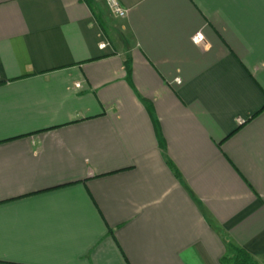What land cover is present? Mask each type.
I'll use <instances>...</instances> for the list:
<instances>
[{"label":"crops","instance_id":"0c3cea01","mask_svg":"<svg viewBox=\"0 0 264 264\" xmlns=\"http://www.w3.org/2000/svg\"><path fill=\"white\" fill-rule=\"evenodd\" d=\"M117 1L0 0V264H264V0Z\"/></svg>","mask_w":264,"mask_h":264},{"label":"built area","instance_id":"2783aa9c","mask_svg":"<svg viewBox=\"0 0 264 264\" xmlns=\"http://www.w3.org/2000/svg\"><path fill=\"white\" fill-rule=\"evenodd\" d=\"M105 4L109 8L110 12L117 18H124L127 14V10L122 8L117 0H104ZM192 41L194 44L200 45L204 43V38L201 34H196Z\"/></svg>","mask_w":264,"mask_h":264},{"label":"trees","instance_id":"16d2710c","mask_svg":"<svg viewBox=\"0 0 264 264\" xmlns=\"http://www.w3.org/2000/svg\"><path fill=\"white\" fill-rule=\"evenodd\" d=\"M223 264H257L244 250L239 248L233 249L230 258H225Z\"/></svg>","mask_w":264,"mask_h":264},{"label":"rangeland","instance_id":"374dc122","mask_svg":"<svg viewBox=\"0 0 264 264\" xmlns=\"http://www.w3.org/2000/svg\"><path fill=\"white\" fill-rule=\"evenodd\" d=\"M106 6H107V5H106ZM108 10H109V8H108ZM109 11H110V10H109ZM110 13H111V12H110ZM111 14H112V13H111ZM112 15H113V14H112ZM126 15H127V14H126ZM113 16H114V15H113ZM125 17H126V16H125ZM125 17H124V18H125ZM124 18H120V19H124Z\"/></svg>","mask_w":264,"mask_h":264}]
</instances>
